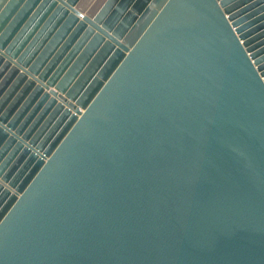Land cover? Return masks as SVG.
I'll return each mask as SVG.
<instances>
[{
    "label": "water",
    "instance_id": "95a60500",
    "mask_svg": "<svg viewBox=\"0 0 264 264\" xmlns=\"http://www.w3.org/2000/svg\"><path fill=\"white\" fill-rule=\"evenodd\" d=\"M0 264H264V0H0Z\"/></svg>",
    "mask_w": 264,
    "mask_h": 264
}]
</instances>
